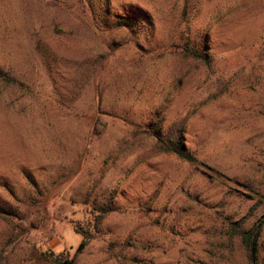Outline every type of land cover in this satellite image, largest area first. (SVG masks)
Here are the masks:
<instances>
[{"label": "rangeland", "instance_id": "374dc122", "mask_svg": "<svg viewBox=\"0 0 264 264\" xmlns=\"http://www.w3.org/2000/svg\"><path fill=\"white\" fill-rule=\"evenodd\" d=\"M101 3L0 0V264L245 262L224 227L264 219V0Z\"/></svg>", "mask_w": 264, "mask_h": 264}, {"label": "trees", "instance_id": "16d2710c", "mask_svg": "<svg viewBox=\"0 0 264 264\" xmlns=\"http://www.w3.org/2000/svg\"><path fill=\"white\" fill-rule=\"evenodd\" d=\"M100 6L101 8H103V3H101V0ZM136 22L137 21L135 19H130L129 17L125 19H119V25H124L130 28L137 25ZM179 48L180 52L184 55L185 58H191L205 64H209L210 62L209 57L201 51L202 49L200 46V41H195L193 43L190 40L186 43L181 44ZM0 80L10 82V80L14 79L8 77L6 73L0 71ZM145 132L147 136L154 141V149L157 153L173 155L183 162L197 164V158L192 153L187 151L185 147V136L181 128H171L168 131H165L161 127L160 122H154ZM99 208L100 211L104 212L103 217L111 211V207L109 204H104ZM2 212L3 211L0 210V217H3L1 214ZM100 222L101 220L98 221L97 225H99ZM224 228L225 241L227 242V248L230 250V255L232 256L235 252L238 253V249H241L243 255L246 256V259L245 262L240 260L241 263L239 264H254L252 258V245L256 228L250 230L245 229L242 220L229 223L225 225ZM78 233H80L83 237L77 249V253L79 254L88 246L89 242L93 239V235L91 231H78ZM56 264H71V262L61 257L59 263L57 262Z\"/></svg>", "mask_w": 264, "mask_h": 264}, {"label": "water", "instance_id": "95a60500", "mask_svg": "<svg viewBox=\"0 0 264 264\" xmlns=\"http://www.w3.org/2000/svg\"><path fill=\"white\" fill-rule=\"evenodd\" d=\"M264 226V219L258 224L254 239H253V245H252V258H253V263L257 264V244H258V239L260 238L261 235V230L262 227Z\"/></svg>", "mask_w": 264, "mask_h": 264}]
</instances>
